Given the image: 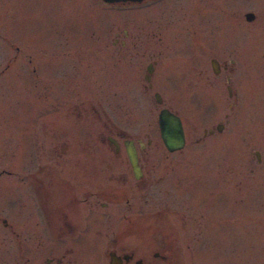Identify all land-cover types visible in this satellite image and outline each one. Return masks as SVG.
<instances>
[{"label":"rangeland","instance_id":"374dc122","mask_svg":"<svg viewBox=\"0 0 264 264\" xmlns=\"http://www.w3.org/2000/svg\"><path fill=\"white\" fill-rule=\"evenodd\" d=\"M246 2L241 11L254 12V20L240 21V8L227 6L225 0H157L121 10L95 6L90 0L82 6L78 1L0 0V71L10 63L0 75V264H35V177L33 161L25 158L34 152L31 127L48 122L51 113L50 98L35 95V58L47 56L57 37L80 40L76 26H86L89 34L81 33L84 39L90 37L97 30L96 8L101 9L104 44L100 56L93 48L87 57L102 59L104 70L94 72L95 65L86 64L91 59L83 60L77 71L73 65L77 62L71 61L76 76L64 104L73 107L83 100L103 106L132 138L146 141V134L151 138L142 150L150 161V182L145 196L137 193L141 235L136 245L167 254L161 264H264V11L259 7L264 0ZM82 8L92 13V22L88 13L78 11ZM149 15L154 16L150 31L155 35L140 34L136 50L144 53L149 46L157 52L161 47L160 68L166 70L186 57L193 31L198 30L200 41L208 44L201 47L200 58L210 67V58L215 57L231 69L227 73L235 96L228 95L224 70L215 74L211 68L210 85L201 86L203 81L192 76L169 81L160 89L162 104L153 94L113 95L114 32L123 27L143 32ZM79 51L72 46L71 57H79ZM148 60L142 55L139 65ZM162 107L182 118L186 145L181 150L169 152L163 145L157 121ZM90 120L85 151L111 152L107 143L94 139ZM218 122H227L224 130L205 134Z\"/></svg>","mask_w":264,"mask_h":264},{"label":"flooded vegetation","instance_id":"af4514ba","mask_svg":"<svg viewBox=\"0 0 264 264\" xmlns=\"http://www.w3.org/2000/svg\"><path fill=\"white\" fill-rule=\"evenodd\" d=\"M65 1H78L82 6L88 0ZM242 1L241 5L236 6L233 4L234 0H225L227 6L239 7V12L241 8L246 7V0ZM90 2H94L95 6L102 7L105 4L121 10V7L152 4L157 0H142L141 3H111L105 0ZM259 7L264 11V2H261ZM80 10L84 9L78 11L81 12ZM100 10L96 8L93 11L95 18H98V24L95 26L97 30L90 37L87 35L84 39V33L89 34L86 26L81 25L77 29L76 26L75 30L80 32V40L71 41L70 36L67 38L64 35L57 37L50 42L47 56L42 60L35 58L33 65L35 95L50 98L51 111L48 122L31 127L35 135L32 138L34 152L31 158H25L33 161L35 177V264H161L167 259V254L159 250H149V247L141 250L135 243L139 239L137 236L141 235V227L136 223L137 193H146L150 182L147 179L150 161L142 154V150L151 144V138L147 134L146 141L132 138L118 126V122L113 120L107 108L103 106L87 105L83 100L73 107L64 104L70 99L67 96H71V82L76 76L72 73L71 61L77 62L73 63L77 71L83 67V60L86 63L91 59L92 63L86 64L95 65L97 71L94 72L101 73L104 70L102 59L98 61L97 57H87L90 49L98 50L99 56L102 52L104 42ZM84 12L88 13V19L91 21L92 13L86 10ZM248 13L254 14L252 11H241L238 14L240 21H251L247 19ZM153 17L148 16L149 25L143 28V32L139 29L138 34L132 27L118 28L114 32L110 42L111 69L115 72L114 78L111 77L113 95L153 94L156 103L162 104L160 89L168 86L169 81L176 83L192 76L203 81L201 86L210 85L211 68L215 74L224 70L228 95L230 98L235 96L229 83L230 75L227 73L231 69L215 57L210 58V67L200 58L201 47L206 48L208 44L204 40L200 41L198 30L193 31L194 40L191 47L187 46L186 52L184 51L186 57L181 58L180 62H174L166 70L160 68L163 60L161 47L157 52L151 51L149 46L145 47L149 49L144 53L136 50V41L140 34L145 35L146 32L147 36L155 35L154 30L150 31L154 26L152 23L155 22ZM254 19L255 14L252 20ZM56 27L51 25L53 30H56ZM161 39L159 36L158 40ZM212 40L214 37L211 40L209 38L208 43ZM72 46L80 49L76 59L71 57ZM42 49L45 51L44 47L40 48V51ZM142 55L149 59L145 66L139 65L138 58ZM9 65L10 63H7L1 69L0 75L4 74ZM76 65L78 66L75 67ZM196 86L201 88L198 82ZM82 95L85 96L86 92ZM123 103L131 105L125 101ZM142 105L146 106L144 100ZM228 106L232 107L231 104ZM162 108L177 113L169 107ZM89 118L94 139L100 145L107 143L111 152H103V148L99 147L96 152L85 151L89 138ZM226 124L227 122H218L215 128L205 130V134L222 131ZM130 141L136 149L135 164L126 151V144ZM120 142L125 152L121 151ZM3 222L6 224L5 219ZM162 240L159 243L165 245ZM162 247L165 249L166 246Z\"/></svg>","mask_w":264,"mask_h":264},{"label":"water","instance_id":"95a60500","mask_svg":"<svg viewBox=\"0 0 264 264\" xmlns=\"http://www.w3.org/2000/svg\"><path fill=\"white\" fill-rule=\"evenodd\" d=\"M107 2H118V1H133L141 2L142 0H105ZM254 18L253 13L247 14V19L252 20ZM216 65V62H214ZM158 125L161 134L162 141L169 151H176L182 149L185 146V132L184 127L179 115L171 112L167 108L161 109L158 114ZM126 151L130 155L132 162H136V149L133 143L130 141L126 144ZM258 158H260L259 153L257 152Z\"/></svg>","mask_w":264,"mask_h":264}]
</instances>
